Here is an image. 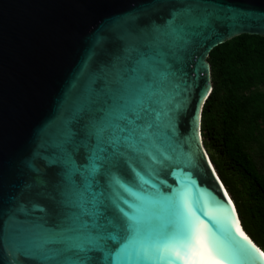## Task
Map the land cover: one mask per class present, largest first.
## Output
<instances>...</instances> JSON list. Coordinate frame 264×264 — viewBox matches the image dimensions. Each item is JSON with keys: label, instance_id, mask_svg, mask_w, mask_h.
Returning a JSON list of instances; mask_svg holds the SVG:
<instances>
[{"label": "water", "instance_id": "95a60500", "mask_svg": "<svg viewBox=\"0 0 264 264\" xmlns=\"http://www.w3.org/2000/svg\"><path fill=\"white\" fill-rule=\"evenodd\" d=\"M244 34L264 0H0V264H112L130 205L149 264L262 251L202 133L210 53Z\"/></svg>", "mask_w": 264, "mask_h": 264}, {"label": "trees", "instance_id": "16d2710c", "mask_svg": "<svg viewBox=\"0 0 264 264\" xmlns=\"http://www.w3.org/2000/svg\"><path fill=\"white\" fill-rule=\"evenodd\" d=\"M213 91L202 117L205 147L234 201L247 234L264 251V172L250 150L264 154V37L244 34L208 58Z\"/></svg>", "mask_w": 264, "mask_h": 264}, {"label": "snow or ice", "instance_id": "6c2138e0", "mask_svg": "<svg viewBox=\"0 0 264 264\" xmlns=\"http://www.w3.org/2000/svg\"><path fill=\"white\" fill-rule=\"evenodd\" d=\"M207 93H205L204 98H206ZM132 209L131 212L125 213V217L128 221L126 227V236L120 242L119 248L115 253L106 252L105 258H111L112 264H149L148 258L141 255L138 245L140 243V236H141V229L139 226V214L141 209L139 207H133L130 205ZM114 241L117 240V237L112 236L110 237ZM106 239L105 236L97 235L95 237H88L81 243H77L71 246L77 252L86 253L93 249L104 251L103 241ZM244 239L250 245V248L242 249L243 254L248 258L246 264H262L259 258L255 255V253H259L260 257H264V251H261L248 237L244 235ZM47 243V241L45 242ZM254 250V252L252 251ZM191 254H195L199 256L200 250L198 247L193 245L191 247ZM213 255L216 256L218 259H226L224 256H220L219 253L212 249ZM190 253L186 252L185 256H188ZM84 259H87L85 256ZM83 264V261H81ZM169 264L171 262L169 261ZM199 264V262H197Z\"/></svg>", "mask_w": 264, "mask_h": 264}, {"label": "rangeland", "instance_id": "374dc122", "mask_svg": "<svg viewBox=\"0 0 264 264\" xmlns=\"http://www.w3.org/2000/svg\"><path fill=\"white\" fill-rule=\"evenodd\" d=\"M255 89L264 91V86H258ZM250 152L259 170L264 172V154L261 152L260 146L258 144H255L250 150Z\"/></svg>", "mask_w": 264, "mask_h": 264}, {"label": "bare ground", "instance_id": "6f19581e", "mask_svg": "<svg viewBox=\"0 0 264 264\" xmlns=\"http://www.w3.org/2000/svg\"><path fill=\"white\" fill-rule=\"evenodd\" d=\"M214 168V167H213ZM227 193H228V191H226ZM228 195H229V197H230V194L228 193ZM230 199L232 200V198L230 197ZM234 204V203H233ZM235 206V205H234ZM236 209V208H235ZM237 212V211H236ZM240 221V220H239ZM241 224V223H240ZM242 227V226H241ZM242 230H243V228H242ZM244 233V232H243ZM244 235H245V233H244Z\"/></svg>", "mask_w": 264, "mask_h": 264}]
</instances>
